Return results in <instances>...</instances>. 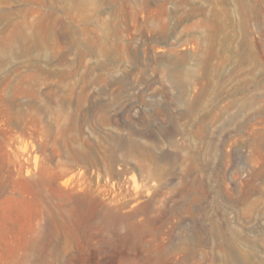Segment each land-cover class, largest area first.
<instances>
[{
	"label": "rangeland",
	"instance_id": "374dc122",
	"mask_svg": "<svg viewBox=\"0 0 264 264\" xmlns=\"http://www.w3.org/2000/svg\"><path fill=\"white\" fill-rule=\"evenodd\" d=\"M0 264H264V0H0Z\"/></svg>",
	"mask_w": 264,
	"mask_h": 264
}]
</instances>
